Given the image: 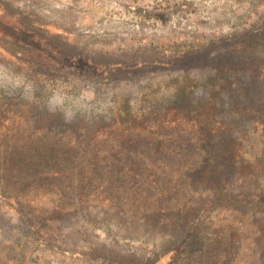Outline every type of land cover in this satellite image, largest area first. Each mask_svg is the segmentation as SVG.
I'll list each match as a JSON object with an SVG mask.
<instances>
[{
	"label": "rangeland",
	"instance_id": "rangeland-1",
	"mask_svg": "<svg viewBox=\"0 0 264 264\" xmlns=\"http://www.w3.org/2000/svg\"><path fill=\"white\" fill-rule=\"evenodd\" d=\"M186 76L192 98L222 101L218 127L242 124L255 162L264 0H0V186L20 181L0 198V264H264V230L238 212L200 211L217 252L182 246L178 214L210 196L188 176L147 210L179 165L151 122ZM127 104L133 131L117 124ZM256 175L264 187V161Z\"/></svg>",
	"mask_w": 264,
	"mask_h": 264
},
{
	"label": "trees",
	"instance_id": "trees-1",
	"mask_svg": "<svg viewBox=\"0 0 264 264\" xmlns=\"http://www.w3.org/2000/svg\"><path fill=\"white\" fill-rule=\"evenodd\" d=\"M193 83L194 80L188 76L184 77L182 82L178 81L176 84L178 99L171 106L166 107L164 120L151 122L150 127H153L151 129L161 134L160 146L162 149H167L166 153L168 156H172L170 161L176 160L179 165L175 175H165L168 185L158 191V194L157 190L151 189L145 202L149 206L147 210L153 216L161 207L156 204L157 199L155 196L167 193L173 196L174 193H184L185 190L179 192L176 189L182 185L180 183L185 176L192 179L198 191L202 189V185L207 188L210 196L205 199L197 198L198 201L189 208L191 209L190 214L187 215L188 210H182L180 215L178 214L175 224L181 227L178 234L179 242H182L183 247H190L189 249L193 250H204V252L208 250L205 254L209 255L211 252L217 251L211 249L213 244L209 243L208 239V235L211 234L210 236H213V234L202 223L200 211L203 209L206 211L215 209L219 212L232 211L238 212L245 217H254V224L259 229L264 230V187L259 181V176L256 175L259 168H262L264 161V116L260 115V117L255 118L256 120L258 119V123L260 121L262 126V133L257 140L260 147V151H258L260 156L255 162H244L242 145L244 144L245 136L241 134L239 136L235 132L242 124L223 120L219 122V125H221L218 127L217 119L215 118L218 110L222 107V101L218 104L216 98V101L213 102L211 92H207V97L204 100H195V98L191 97V94L193 95ZM196 85L197 83H195V87ZM126 109L127 115L119 119L118 128L133 131L135 127H140L142 124L139 125L135 120L131 119L129 104L126 105ZM166 121L167 124H165ZM168 128L174 132H164ZM128 135L132 134L129 133ZM173 144L178 146H173ZM36 155L34 154V156ZM36 157L42 158V156ZM237 157L242 158L240 167L238 165L239 158ZM18 165L26 168L27 172L35 170V166L31 169L21 159ZM235 170H240L239 173L246 176L244 180L247 179L237 189L232 187L234 184L230 182L231 175H235V172L232 171ZM6 171L9 172L4 169L1 173H6ZM18 182L5 184V187L12 186L7 190L9 192L6 191L5 187L0 186V198H5L6 200L9 198L14 199V194L12 193H16L19 190ZM169 220L174 221L172 217ZM219 237V234H216L212 241ZM219 242H221L219 246L225 243L224 241ZM225 259L226 253L225 256L218 258L216 264H227Z\"/></svg>",
	"mask_w": 264,
	"mask_h": 264
}]
</instances>
